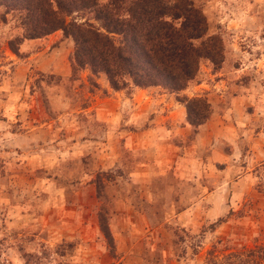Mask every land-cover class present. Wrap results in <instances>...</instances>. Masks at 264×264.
I'll return each mask as SVG.
<instances>
[{
	"label": "rangeland",
	"instance_id": "374dc122",
	"mask_svg": "<svg viewBox=\"0 0 264 264\" xmlns=\"http://www.w3.org/2000/svg\"><path fill=\"white\" fill-rule=\"evenodd\" d=\"M186 1L224 61L179 94L116 91L0 8V264H264V0Z\"/></svg>",
	"mask_w": 264,
	"mask_h": 264
},
{
	"label": "trees",
	"instance_id": "16d2710c",
	"mask_svg": "<svg viewBox=\"0 0 264 264\" xmlns=\"http://www.w3.org/2000/svg\"><path fill=\"white\" fill-rule=\"evenodd\" d=\"M1 7L24 14L26 39L59 30L72 37L74 66L106 75L116 91L133 85L179 94L196 80L203 60L215 69L224 61L221 39L205 38V18L186 0H0ZM75 13L93 15L100 26L89 20L68 23ZM185 102L190 124L203 125L210 116L207 100Z\"/></svg>",
	"mask_w": 264,
	"mask_h": 264
}]
</instances>
